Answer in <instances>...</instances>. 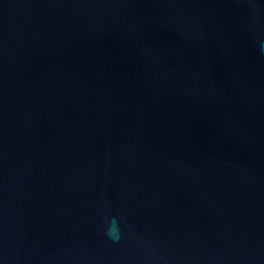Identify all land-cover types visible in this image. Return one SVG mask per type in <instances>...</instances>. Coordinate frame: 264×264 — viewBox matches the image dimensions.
<instances>
[{"label": "water", "instance_id": "95a60500", "mask_svg": "<svg viewBox=\"0 0 264 264\" xmlns=\"http://www.w3.org/2000/svg\"><path fill=\"white\" fill-rule=\"evenodd\" d=\"M0 264H264V0H0Z\"/></svg>", "mask_w": 264, "mask_h": 264}, {"label": "clouds", "instance_id": "9594fccd", "mask_svg": "<svg viewBox=\"0 0 264 264\" xmlns=\"http://www.w3.org/2000/svg\"><path fill=\"white\" fill-rule=\"evenodd\" d=\"M113 232H114V229H111L110 231H109V235H112L113 234Z\"/></svg>", "mask_w": 264, "mask_h": 264}]
</instances>
